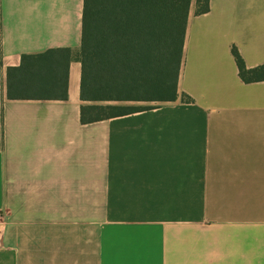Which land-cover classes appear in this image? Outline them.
<instances>
[{"label": "crops", "instance_id": "crops-1", "mask_svg": "<svg viewBox=\"0 0 264 264\" xmlns=\"http://www.w3.org/2000/svg\"><path fill=\"white\" fill-rule=\"evenodd\" d=\"M192 1L180 92L194 98L82 122L67 101H9L25 54L80 49L85 0H0L5 147L0 264H264V0Z\"/></svg>", "mask_w": 264, "mask_h": 264}, {"label": "trees", "instance_id": "trees-1", "mask_svg": "<svg viewBox=\"0 0 264 264\" xmlns=\"http://www.w3.org/2000/svg\"><path fill=\"white\" fill-rule=\"evenodd\" d=\"M192 1L85 0L82 47L23 55L20 65L7 70L6 99L67 101L71 64L79 61L85 124L173 103L179 98L193 103L194 98L180 92L179 87ZM210 9L211 0H197V15ZM233 54L243 80L264 79V65L249 68L236 46ZM1 69L0 48V150L5 147ZM132 102L145 104L130 107Z\"/></svg>", "mask_w": 264, "mask_h": 264}, {"label": "rangeland", "instance_id": "rangeland-1", "mask_svg": "<svg viewBox=\"0 0 264 264\" xmlns=\"http://www.w3.org/2000/svg\"><path fill=\"white\" fill-rule=\"evenodd\" d=\"M144 104L145 103H142V102H132L129 105H131L130 107H135V106L144 105ZM148 104H157V103H148Z\"/></svg>", "mask_w": 264, "mask_h": 264}]
</instances>
